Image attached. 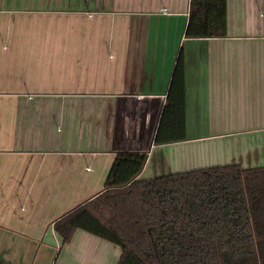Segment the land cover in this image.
Listing matches in <instances>:
<instances>
[{"label":"crops","instance_id":"1","mask_svg":"<svg viewBox=\"0 0 264 264\" xmlns=\"http://www.w3.org/2000/svg\"><path fill=\"white\" fill-rule=\"evenodd\" d=\"M189 6L0 0V240L38 244L35 260L57 250L43 243L60 244L54 222L104 190L121 151L147 152L140 179L264 165V0H227L220 38L185 37ZM180 54L187 138L156 145ZM69 244L62 264L121 257L81 229ZM0 264L17 262L2 254Z\"/></svg>","mask_w":264,"mask_h":264},{"label":"trees","instance_id":"2","mask_svg":"<svg viewBox=\"0 0 264 264\" xmlns=\"http://www.w3.org/2000/svg\"><path fill=\"white\" fill-rule=\"evenodd\" d=\"M227 36V0H190L186 38ZM179 55L155 144L186 140ZM147 152L115 156L104 190L54 222L121 249L118 264H264V165L229 163L138 178Z\"/></svg>","mask_w":264,"mask_h":264},{"label":"rangeland","instance_id":"3","mask_svg":"<svg viewBox=\"0 0 264 264\" xmlns=\"http://www.w3.org/2000/svg\"><path fill=\"white\" fill-rule=\"evenodd\" d=\"M107 176V175H106ZM44 244L53 245L54 247H58L57 250H52L50 247L44 246L39 252L37 260H35V256L38 252V244L30 243V242H16V240L12 239H1L0 240V255H4L5 257L12 259L14 262L16 261L19 264L17 258L19 257L20 251L24 250V261L22 264H43L39 262V259H51L50 264H62L64 262H68V256L66 255L70 252V244H63L60 241V244L57 245V237L55 235H47L43 241ZM113 244V243H112ZM115 245V244H113ZM62 247V248H60ZM27 253V254H26ZM21 258H19L20 260ZM47 264V261L45 262Z\"/></svg>","mask_w":264,"mask_h":264},{"label":"built area","instance_id":"4","mask_svg":"<svg viewBox=\"0 0 264 264\" xmlns=\"http://www.w3.org/2000/svg\"><path fill=\"white\" fill-rule=\"evenodd\" d=\"M163 12H167V10H164Z\"/></svg>","mask_w":264,"mask_h":264}]
</instances>
